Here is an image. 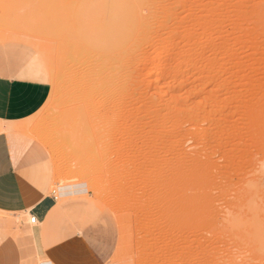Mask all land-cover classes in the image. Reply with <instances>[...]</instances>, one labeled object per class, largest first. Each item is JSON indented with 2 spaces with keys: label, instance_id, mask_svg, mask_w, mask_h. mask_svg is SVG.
Returning <instances> with one entry per match:
<instances>
[{
  "label": "rangeland",
  "instance_id": "374dc122",
  "mask_svg": "<svg viewBox=\"0 0 264 264\" xmlns=\"http://www.w3.org/2000/svg\"><path fill=\"white\" fill-rule=\"evenodd\" d=\"M1 42L46 67L24 131L105 264H264V0H0Z\"/></svg>",
  "mask_w": 264,
  "mask_h": 264
},
{
  "label": "crops",
  "instance_id": "0c3cea01",
  "mask_svg": "<svg viewBox=\"0 0 264 264\" xmlns=\"http://www.w3.org/2000/svg\"><path fill=\"white\" fill-rule=\"evenodd\" d=\"M47 74L38 57L20 44L0 43V264L16 258L10 253L16 245L13 234L24 229L40 264H105L109 249L70 234L64 206L50 192L51 170L29 134L17 128L45 104ZM19 215L34 216L37 223L19 224Z\"/></svg>",
  "mask_w": 264,
  "mask_h": 264
},
{
  "label": "bare ground",
  "instance_id": "6f19581e",
  "mask_svg": "<svg viewBox=\"0 0 264 264\" xmlns=\"http://www.w3.org/2000/svg\"><path fill=\"white\" fill-rule=\"evenodd\" d=\"M118 2H119V1H118ZM87 63H88V62H87ZM88 64H89V63H88ZM90 66H91V65H90ZM25 122H26V121H25ZM28 122H29V121H28ZM27 125H31V123H30V124L27 123ZM27 125H26V128L30 129ZM17 128H18V129H24V128H25V125H24V124H20V125L17 126ZM26 128H25V129H26Z\"/></svg>",
  "mask_w": 264,
  "mask_h": 264
},
{
  "label": "built area",
  "instance_id": "2783aa9c",
  "mask_svg": "<svg viewBox=\"0 0 264 264\" xmlns=\"http://www.w3.org/2000/svg\"><path fill=\"white\" fill-rule=\"evenodd\" d=\"M29 221H30L31 224L37 223V221H36L34 216H29Z\"/></svg>",
  "mask_w": 264,
  "mask_h": 264
}]
</instances>
